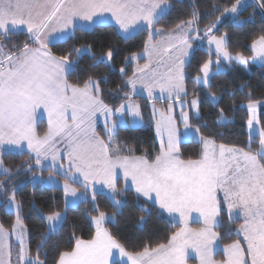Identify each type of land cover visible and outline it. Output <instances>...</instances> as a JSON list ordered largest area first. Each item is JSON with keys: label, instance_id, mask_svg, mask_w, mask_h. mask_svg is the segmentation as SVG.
I'll list each match as a JSON object with an SVG mask.
<instances>
[{"label": "snow or ice", "instance_id": "6c2138e0", "mask_svg": "<svg viewBox=\"0 0 264 264\" xmlns=\"http://www.w3.org/2000/svg\"><path fill=\"white\" fill-rule=\"evenodd\" d=\"M252 3L254 7L264 9V0H252ZM244 6L245 0H236L231 7H225L221 15L204 28L203 36L198 27H193L199 20V14L193 8L191 18L176 25L175 31L180 33L176 37L177 43L169 44L164 49L166 53L171 49L177 50L176 55L170 57L171 64L164 74V82L159 83L155 73L151 83L142 75L137 77L136 73H144L148 65L137 68L133 76L124 81V86H130L131 91L125 92L120 105L112 108L102 99L103 89L99 79L89 76L83 87H79L69 84L67 76L76 71L78 59L83 54L90 55L95 64H104L111 69L115 50L110 47L103 55L97 56L91 46H81L57 57L48 50V43L67 39L72 35L74 27L86 30L93 25L103 24L107 19L104 14L109 12L125 39L145 26L151 39L154 34L162 31L153 29L171 8L167 0H0V41L26 29L27 40L38 45L32 48L28 42L23 43L22 47L13 44L12 51H5L6 45L0 42V155H22V141H26L29 159L18 165L15 172L21 168L31 172L34 154L36 166H41L42 161H47L49 157L52 164L49 177L32 175L33 186L47 184L58 188L61 185L56 175L65 178L62 185L65 207L48 213L37 209L46 222V231L41 233V239L37 242L36 255L31 256L26 243V229L21 227L18 233L16 231L17 226L22 225L23 211L16 193L23 185L11 184L14 170L6 167L3 159H0V175L5 177L0 180V204L9 213L15 210L16 219L11 234L16 235L19 241L17 264H48L46 253L45 259L40 258L41 250L49 236L57 233L68 208L86 201L89 194L94 205L97 195L103 194L114 206H120L122 201L115 197L129 190V179L138 195L151 199L154 193V203L160 209L169 214L179 213L181 221H184L186 212L194 209L204 218L206 227L195 233L186 227L181 228L171 235L167 244L146 246L142 251L131 253L102 227V223L110 218L100 212L99 216L92 218L96 224L92 239H76L71 251L59 252L55 264H109V257L116 255L114 249L126 260L114 259L112 264H185L186 249L190 245L196 248L200 264H217L211 259V253L213 242L219 236L212 229L220 225V214L224 211L217 199L220 191L224 194L223 202L227 206L229 221L236 215L234 210L242 211L244 223L237 234H242L247 244L246 250L241 247L240 241L227 245V259L221 264H264V127L258 130L259 146L255 152L220 144L217 153L214 141L200 136L203 142L202 158L183 161L178 156V138L172 118L161 114L162 120L157 122L156 127L161 137L160 151L152 162L144 156L121 155L120 147L110 149L108 146L117 138L119 129L135 128L142 124L140 105L132 102L133 95L140 94L137 84L143 85L149 99L154 98L153 88L156 86L160 87L162 93L167 92L168 112L171 113L173 104H178L182 109L185 137L199 135L200 128H192L189 124L190 113L183 111L188 107L192 115L199 118V93H194L195 98L190 103L180 99L188 95L184 87V69L191 62L194 42L200 41L202 44L206 37L210 56L211 46H215V61L206 60L199 69L202 75L193 78L197 85L206 90L211 88V76L224 69V62L230 65L232 61H237L247 66L249 61L258 60L264 66V35L252 41L253 55L245 57L239 52L235 55L229 52L226 34L219 37L213 34L225 15H230L234 23H241L238 17ZM212 8L215 11L218 5ZM53 22L55 26L50 27ZM148 44L149 41H146V51ZM72 53L76 54V58H73ZM135 58L134 54L132 59ZM128 59L125 57V63ZM119 71L123 74L126 68L121 67ZM103 79L106 82L107 77ZM206 95L214 104L218 103L215 93L206 91ZM257 104V101L250 98L247 103L249 146L252 137L256 135V126L260 124L256 114ZM41 106L48 113V131L42 137L36 134L33 126L34 113ZM68 109H71V123ZM155 111L154 108V114ZM219 111L222 119L217 120V123H230L223 115L224 110ZM97 113L105 118L104 131L108 144L96 134L94 119ZM165 134L167 147L163 142ZM65 139L68 151L61 152L57 144ZM61 159L66 160L67 164L58 163ZM118 168L123 171V190L117 188V182L121 179ZM73 183L80 184L83 191L78 192L72 187ZM10 184L11 187H7ZM105 189L108 191L105 192ZM93 210H96L95 207ZM141 211L147 209L142 208ZM143 222L144 217H141L140 224ZM8 237L9 232L0 225V251L3 253L0 255V264H11L12 252ZM4 256L8 259L5 260Z\"/></svg>", "mask_w": 264, "mask_h": 264}, {"label": "trees", "instance_id": "16d2710c", "mask_svg": "<svg viewBox=\"0 0 264 264\" xmlns=\"http://www.w3.org/2000/svg\"><path fill=\"white\" fill-rule=\"evenodd\" d=\"M168 1L171 5L170 10L161 17L154 28H160L163 32L174 30L181 21L191 18L192 10L195 8L199 14L196 27L200 29L201 36L204 35V28L215 21L225 7H231L232 4L236 3V0ZM245 4L246 6L239 12L238 19L241 23L236 24L232 17L225 15L213 34L216 36L226 34L228 50L232 54L239 52L245 57H250L253 54L251 50L252 41L264 35V9L254 7L252 0H245ZM213 5H218L215 11H213ZM148 37L147 27L136 31L135 34L125 39L115 25L105 23L94 25L86 30L75 28L70 37L49 44L48 49L53 55L60 57L68 54L74 47L91 46L92 52L97 56L103 55L110 47L113 48L115 51L111 61V69L104 64H95L90 55L83 54L78 59L76 71L68 74L67 80L72 85L83 86L84 81L89 76H92L93 79H99L103 89L102 99L104 103L116 108L124 99V93L130 91L129 86H124V81L128 80L134 72V63L129 59L125 63V57L129 58L132 54L141 52L145 48ZM205 39L207 38L205 37L203 40ZM0 42L6 45L5 48L8 51H12L11 46L13 44L20 47L25 42L31 44L24 31L11 35L9 39ZM72 56L76 58L75 53H72ZM214 56L215 53L211 52L210 56L209 50L194 42L191 62L185 66L184 84L188 95L184 98L190 100L195 97L194 93L198 92L200 103L199 118L190 113V124L199 127L202 136L212 139L216 143L255 152L259 146V140L255 136L249 146L250 138L246 126L248 112L243 104L248 102L249 98L261 102L258 118L260 126L264 127V66L252 64L246 67L240 63L232 62L225 70L211 76V88L206 90L203 86L197 85L193 78L201 74L199 72L201 65ZM140 61H144V59H140ZM121 67L126 68L123 74L119 71ZM104 77H107L106 82ZM242 85H244L243 88H241ZM206 91L215 93L218 97V103L214 104L206 95ZM249 93H251L250 97ZM132 100L140 105L144 124L135 128L119 129L117 138L110 144H108V139L106 142L109 147L117 145L123 153H146L151 158L154 155L152 152L156 146V138L150 100L141 95H133ZM154 102L164 106L169 103V101L159 100ZM220 109L224 110L223 115L231 121L230 123H217V120L222 119ZM176 117L178 118V115ZM180 124L181 122H179ZM46 130V121L40 119L36 126V133L42 136ZM100 134L106 138L102 131ZM201 149V142L198 140L182 141L179 144L178 156L182 160H195L200 158ZM0 159H3L6 167L14 170V175L10 178L11 184L23 185L19 187L16 196L23 205L21 218L26 227L29 254L35 256L37 242L41 239V233L46 231V222L37 209L43 213L62 210L65 207L63 189L41 184L33 186L31 183L33 174L46 175L51 172L50 167L36 166L34 156L31 160V172L24 168L15 172L18 165L24 164L29 159V153L26 151H23L22 155L2 154ZM57 175L65 179L63 176ZM4 179L5 177L0 175V180ZM11 184L7 187L10 188ZM73 185L81 187L77 183H73ZM117 188L123 190L122 179L117 182ZM115 198L122 201L119 207L114 206L109 198L103 194L97 195L95 205L91 201V194H89L86 201L69 207L57 233L49 236L44 249L41 250L40 258L45 259L44 253H46L48 264H55L59 252L71 251L75 246L76 239H92L95 234L92 218L99 215L100 212L112 216L103 222L104 228L126 251L131 253L142 251L146 246L155 247L158 244L167 243L171 235L180 227L178 222L170 219L156 204L138 195L131 188L122 191ZM94 207L95 211L93 210ZM221 207L224 211L220 214V225L215 227V230L219 233L220 243L226 245L240 239L237 229L241 224V219L236 218L229 221L223 204ZM142 208L147 209V211H141ZM141 217H144L142 224H140ZM15 219V213H9L0 204L1 225L7 230H11ZM192 225H199V223L193 222Z\"/></svg>", "mask_w": 264, "mask_h": 264}, {"label": "rangeland", "instance_id": "374dc122", "mask_svg": "<svg viewBox=\"0 0 264 264\" xmlns=\"http://www.w3.org/2000/svg\"><path fill=\"white\" fill-rule=\"evenodd\" d=\"M167 3L168 4H170V2L167 0ZM104 16L107 18L106 20H105V22L104 23H107V22H111V21H115L114 20V18L112 17V14L109 12V13H105L104 14ZM226 16H229V17H231L230 15H226ZM54 23V22H53ZM51 24L50 25V27H52V26H54V24ZM193 27L194 28H196L195 27V25H193ZM155 29H160V28H154L153 30H155ZM57 35H59V34H57ZM158 35V41L157 42H154V40H153V38L155 37V36H157ZM178 35H180V33H177L176 31L173 33V32H163V31H161L160 33H158V34H154L152 37H151V39H150V37H148V39H147V41H149V44H148V48H147V51H146V49L144 48L141 52H139V53H135V59H132V56L134 55V54H132L130 57H129V60L130 61H132L133 63L134 62H136L139 58H141V57H146L147 58V63L145 64V65H148V69H146V71L144 72V73H136V75H137V77H139V76H144L145 77V80H147V78H148V75H153V73H155V74H158V75H162V79H159V83L161 82V83H163L164 81H163V77H164V74L167 72V70H168V67H169V65L171 64V60H170V57H172V56H175L176 55V52H177V50L176 49H171L169 52H164V49L165 48H167L168 47V45L169 44H173V45H175L176 43H177V40H176V37L178 36ZM222 35H225V34H222ZM219 36H221V35H219ZM218 36V37H219ZM57 41H59V40H57ZM56 42V41H55ZM32 43V42H31ZM195 43L197 44V45H201V46H203L204 48H206L207 50H209V45H208V40L207 39H205V40H203V42H202V44H201V42L200 41H195ZM212 47V52H214L215 53V51H214V48H215V46L213 45V46H211ZM5 51H8L6 48H5ZM193 51V50H192ZM233 55H235V54H233ZM143 59V58H142ZM211 60H213V61H215V59H216V56H214L213 58H210ZM140 61V60H139ZM256 63H260L258 60L257 61H255ZM138 65V64H137ZM137 65H136V68H135V70L137 69V68H143L144 66H142V67H137ZM229 66V64H228V62H224V69L223 70H225L227 67ZM246 67H249L248 65L246 66ZM222 70V71H223ZM184 71H185V69H184ZM202 75V74H201ZM146 76H147V78H146ZM156 79V78H155ZM151 82H153V79L152 80H150L149 81V83H151ZM69 83V82H68ZM70 84V83H69ZM138 85V87H143V85H141V84H137ZM79 87H83V86H79ZM184 87H185V84H184ZM166 93V92H165ZM165 93H163L162 94V96H163V98L161 99V98H158V99H155V100H159V101H168V99H167V93L165 94ZM69 94H71V93H69ZM147 98V97H146ZM175 94H173V100H175ZM193 98H195V97H192L191 99H190V101L193 99ZM148 100H150L149 98H147ZM180 99H182V100H187L188 101V99H186V98H184V96H181L180 97ZM155 100H150V109H151V113H152V116H153V128H154V132H155V138H156V146L154 147V149H153V154L155 155V154H157V153H159V151H160V145H161V137L157 134V131H156V127H157V122L158 121H161L162 120V116H161V114H163V116L164 117H168V116H171V118H172V121H173V125H174V127H175V129H176V132H177V138H178V147H179V143L180 142H182V141H187V140H190V139H194V140H198V141H200V139H199V137L200 136H202L200 133H199V135H195V136H189V137H185V135H184V133H185V124H184V121H183V119H182V116H181V112H182V109H181V107L178 105V104H173V109H172V111H171V113H169L168 112V106H169V103L168 104H166L165 106L164 105H160V104H157V103H155L154 101ZM190 101H189V103H190ZM254 101H257L258 102V104H257V117H258V114H259V107H260V104H261V102L260 101H258V100H254ZM132 102L134 103V104H138L137 102H135L134 100H132ZM125 103H127V100L125 101ZM247 103L248 102H245L243 105L245 106V108H246V110H247ZM139 105V104H138ZM156 109V111H155V114L153 113V109ZM183 111H188L189 113H191V110L188 108V107H185L184 109H183ZM248 112V111H247ZM176 114L178 115V118L176 117ZM67 115H68V117H69V123H71V109H68V112H67ZM41 116L45 119V120H48V113L44 110V108L41 106L40 108H38L37 110H36V112L34 113V116H33V120H35L36 119V117L38 118V121L40 120V119H42L41 118ZM141 117H142V115H141ZM113 119H115V117H113ZM189 119H190V117H189ZM259 119V118H258ZM247 120H248V118H247ZM179 122H181V124L179 125ZM144 124V122H143V118H142V124H141V126ZM189 124H190V121H189ZM94 126H95V131H96V134L99 136V138L100 139H102L106 144H107V142H106V139H108V137H107V135L105 134V131H104V126H105V118H104V116L102 115V114H100V113H97L96 114V117H95V119H94ZM190 126L192 127V128H195L196 126H193V125H191L190 124ZM246 126H247V123H246ZM259 128H261V126H260V124L259 125H257L256 126V129H257V132H256V135L255 136H257V139L259 140V135H258V130H259ZM100 131H102L103 133H104V135L106 136V138L105 137H103L101 134H100ZM247 131H248V128H247ZM37 134V133H36ZM248 134H249V131H248ZM38 135V134H37ZM39 136V135H38ZM254 136V137H255ZM254 137H252V139L254 138ZM249 138H250V136H249ZM209 139V138H208ZM210 140H212V139H210ZM213 141V140H212ZM163 142H164V145H165V147H167V134H165L164 136H163ZM201 142V157H200V159L202 158V153H203V142L202 141H200ZM214 143H215V146H216V151H217V153L219 152V145H220V143H216L215 141H214ZM22 144L25 146V147H27V142L25 141H22ZM225 145V144H224ZM226 146H229V145H226ZM57 147H59L60 149H61V152H67L68 151V148H67V140L65 139V140H62V141H60L58 144H57ZM115 147H118L117 145L116 146H114V147H109L110 149L111 148H115ZM229 147H231V146H229ZM246 151H248V150H246ZM146 154V153H145ZM133 155H135L134 153H133ZM35 157V156H34ZM182 160V159H181ZM199 160V159H198ZM58 163H64V164H67V161L66 160H64V159H61L60 161H58ZM51 164H52V161H51V157H49L48 159H47V161H42V163H41V167H50L51 166ZM51 173V172H50ZM50 173H48V174H46V175H43V174H40V175H42V176H40V177H43V176H46V177H43V178H47V177H49V175H50ZM121 173H122V175H123V171L121 170ZM56 179L59 181V183H60V185H61V187L60 188H62L63 189V187H62V185H63V183H64V180L65 179H61V178H59V176L58 175H56ZM129 182H130V179H129ZM131 183V182H130ZM44 185V184H43ZM47 185V184H46ZM72 187H74V188H76V190L78 191V192H81V191H83V189L81 188V187H77V186H74L73 184H72ZM98 187H101V186H98ZM105 192H107L108 190L107 189H105L104 190ZM116 199V198H115ZM217 199L221 202V205H222V203H223V205L225 206V209H226V211H227V206L224 204V194H223V192L222 191H220V192H218L217 193ZM119 207V206H118ZM235 212H236V215H235V217L233 218V219H236V218H240L241 220L243 219V222L240 224V226L244 223V217H243V215H242V211L240 210V209H236V210H234ZM11 212H13V213H15V210H12ZM170 215H172V217H174V220L176 221V222H178V223H180V225H181V228H187V229H189L190 230V232H192V233H195V232H198V230H196L195 228H193L191 225H189L188 224V222H186V221H181V218H180V214L179 213H172V214H170ZM97 216H99V215H97ZM96 216V217H97ZM106 217H108V218H112V216L111 215H109V214H106ZM185 217L187 218V217H190V218H194V219H198V220H202V221H204V218L201 216V214L199 213V212H197V211H195L194 209L192 210V211H190V212H186L185 213ZM176 219H178V220H176ZM15 223V222H14ZM93 223H94V225H95V227H96V224H95V222L93 221ZM240 226L238 227V229L240 228ZM21 227H23L24 229H26V227H25V225L23 224V222H22V225L21 226H17V228H16V231H17V233L20 231V228ZM13 229V228H12ZM237 229V230H238ZM6 231H8V230H6ZM9 232V231H8ZM12 233V231H10L9 232V237H8V243L11 245V252H12V255H11V264H17V253H18V249H19V241H18V239H17V236L16 235H14V234H11ZM27 233V232H26ZM240 236V239H237L236 241H240V243H241V247L242 248H244L245 250H246V248H247V244H246V242L243 240V235L241 234V235H239ZM234 242V241H233ZM233 242H231V243H233ZM26 243H27V235H26ZM231 243H229V244H231ZM229 244H226V245H222L221 243H220V241H219V237H218V239L216 240V241H214V245H213V247H218V250H221V251H223V253H224V255H225V260L227 259V254L225 253V247L227 246V245H229ZM195 250H196V248L194 247V246H192V245H190L187 249H186V251L188 252V253H191V254H193V253H195ZM0 255H3V253H2V251H0ZM120 257V256H119ZM5 260H7L8 259V257L7 256H4L3 257ZM120 259H123V260H126V257H124V258H121L120 257ZM224 260V261H225ZM221 262H223V261H219L218 262V264H221Z\"/></svg>", "mask_w": 264, "mask_h": 264}, {"label": "crops", "instance_id": "0c3cea01", "mask_svg": "<svg viewBox=\"0 0 264 264\" xmlns=\"http://www.w3.org/2000/svg\"><path fill=\"white\" fill-rule=\"evenodd\" d=\"M115 20V19H114ZM78 23H83V21H78ZM107 23H109V22H107ZM54 24V26H55V23H53ZM103 24H105V23H103ZM110 24H113V25H115L117 28H118V30L121 32V30L119 29V25H117L116 23H115V21H111L110 22ZM195 25V27H196V24H194ZM54 26H52V27H54ZM94 26V25H93ZM92 26V27H93ZM146 27V26H145ZM144 27V28H145ZM75 28H80V27H74V29ZM74 29H72L71 31H73ZM24 32H26V29L25 30H23ZM168 32H170V31H168ZM171 32H175V29L174 30H171ZM57 34H59V33H56L55 35H57ZM121 34L123 35V33L121 32ZM153 40H154V42H157L158 41V35L157 36H155L154 38H153ZM60 41V40H59ZM51 43H54V42H51ZM51 43H48V45L49 44H51ZM29 46L30 47H32V48H35V47H38V45H36L35 43H31V44H29ZM49 50V49H48ZM214 53V52H213ZM253 55V54H252ZM144 59V61H139L140 59ZM147 58L146 57H141V58H139L136 62H134V71H135V68H136V65H137V67H142V66H144L146 63H147ZM232 62H236V63H239V62H237V61H232ZM231 62V63H232ZM241 64V63H240ZM252 64H255V65H261V63H256L255 61H249V63H248V66H250V65H252ZM245 66V65H244ZM134 73V72H133ZM201 75V74H200ZM133 76V74L130 76V77H132ZM129 77V78H130ZM146 78H147V76H146ZM155 78H156V80L157 81H159V79H162V75H158V74H155ZM153 79V75H148V78H147V82H149L150 80H152ZM161 83V82H160ZM130 87V86H129ZM130 91H131V88H130ZM137 91H138V93H140V94H137V95H141V96H144V97H147V98H149L148 97V94H147V92L146 91H144V89H143V87H138V85H137ZM165 93V92H164ZM167 93V92H166ZM165 93V94H166ZM162 92H161V89H160V87L159 86H156V87H154L153 88V99H150V100H155V99H158V98H160L161 96H162ZM188 101H190V100H188ZM177 115V114H176ZM41 118L42 119H44L42 116H41ZM45 120V119H44ZM46 121V123H47V130H46V132L48 131V120H45ZM37 123H38V118L36 117V119L35 120H33V126H34V128H35V132H36V126H37ZM45 132V133H46ZM43 136V135H42ZM41 136V137H42ZM25 142V141H24ZM181 143V142H180ZM179 143V144H180ZM24 151H26V152H28V150H27V147H25L24 146ZM29 153V152H28ZM133 153L134 152H129V153H123V152H121L120 151V154L121 155H133ZM135 154V156H144V157H146L148 160H149V162H152L154 159H155V156L156 155H158L159 153H157V154H155V155H152V157L151 158H149L148 156H147V154H144V153H142V154H136V153H134ZM33 156H34V154H33ZM201 157V156H200ZM179 159H181V158H179ZM198 159H200V158H198ZM198 159H195V160H198ZM183 161H188V160H183ZM117 171L120 173V176H121V179H122V183H123V186H124V184H125V181H124V179H123V175H122V173H121V169H117ZM36 176L37 177H40V176H42V175H40V174H36ZM43 177H46V176H43ZM59 178H61V177H59ZM62 179V178H61ZM78 184V183H77ZM41 185H43V184H41ZM45 186H48V185H46V184H44ZM80 185V184H79ZM129 188H131V189H133L134 191H135V189H134V187L133 186H131V183L129 182ZM140 196H142V195H140ZM151 196H152V198L150 199L149 197H144V196H142L143 198H145L146 200H148V201H150V202H152V203H154V197H155V194L153 193V194H151ZM154 204H156V203H154ZM223 204V203H222ZM159 208H160V206L158 205V204H156ZM224 206V205H223ZM225 207V206H224ZM170 219H172L173 221H175L174 220V217H172V215H170L166 210H163V209H161ZM240 219V218H239ZM176 220H178V219H176ZM184 221H186V222H188V224L189 225H191L193 228H195L196 230H198V231H200L201 229H203V228H205L206 227V225H205V223H204V221H202V220H198V219H194V218H190V217H185V219H184ZM176 222V221H175ZM193 222H196V223H199V225H192V223ZM243 222V219L241 220V223ZM180 224V223H179ZM0 225H1V223H0ZM14 226V225H13ZM102 227L104 228V225H103V223H102ZM4 228V227H3ZM5 229V228H4ZM181 229V225H180V227H179V229L177 230V231H179ZM5 230H7V229H5ZM213 231H215L216 232V230H215V227L212 229ZM9 232L10 231H12V229L11 230H8ZM176 231V232H177ZM95 232H96V227H95ZM95 235V234H94ZM90 240V239H89ZM87 241V240H86ZM168 243V242H167ZM167 243H165V244H167ZM213 245H214V242H213ZM115 253H116V255L114 256V257H109V264H112V261L114 260V259H116V260H120V257H119V252H118V250H113ZM220 251V253H218ZM211 259L213 260V261H215V262H217V264H218V262L219 261H224L225 260V255H224V253H223V251H221V250H218V247L216 246V247H212V253H211ZM185 264H200V258H199V254H198V252H197V250H195V253H193V254H191V253H188L187 251H186V255H185Z\"/></svg>", "mask_w": 264, "mask_h": 264}]
</instances>
